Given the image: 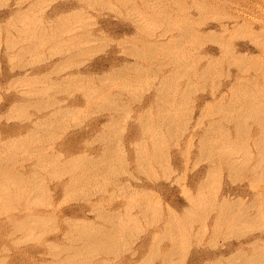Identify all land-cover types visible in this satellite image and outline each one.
Returning <instances> with one entry per match:
<instances>
[{
	"label": "rangeland",
	"instance_id": "obj_1",
	"mask_svg": "<svg viewBox=\"0 0 264 264\" xmlns=\"http://www.w3.org/2000/svg\"><path fill=\"white\" fill-rule=\"evenodd\" d=\"M263 48L264 0H0V264H264L261 130L229 110Z\"/></svg>",
	"mask_w": 264,
	"mask_h": 264
},
{
	"label": "bare ground",
	"instance_id": "obj_2",
	"mask_svg": "<svg viewBox=\"0 0 264 264\" xmlns=\"http://www.w3.org/2000/svg\"><path fill=\"white\" fill-rule=\"evenodd\" d=\"M186 24V23H185ZM170 28V27H169ZM175 30V29H174ZM180 31H182V30H180ZM189 31V30H188ZM184 32V31H183ZM168 33V32H167ZM187 34V33H186ZM195 34V33H194ZM197 34V33H196ZM189 35V34H188ZM149 36V35H148ZM181 36V35H180ZM183 36V35H182ZM184 36H186V35H184ZM183 36V37H184ZM190 36V35H189ZM202 36V35H201ZM199 37V36H198ZM182 38V37H181ZM190 38V37H189ZM192 38H194L193 36H192ZM177 39V38H176ZM183 39V38H182ZM182 39H180V41L182 40ZM197 40V39H196ZM174 41H176L175 39H174ZM173 41V42H174ZM179 41V40H178ZM184 41V40H183ZM182 41V42H183ZM71 42V41H70ZM197 42V41H196ZM199 42V41H198ZM162 44V43H161ZM71 45H73L72 43H71ZM31 46V45H30ZM32 46H34V45H32ZM31 46V47H32ZM166 46V45H165ZM170 47V46H169ZM23 48H25V47H23ZM27 46H26V50H27ZM33 48V47H32ZM167 48V50L169 51V49H168V47H166ZM31 49V48H30ZM30 49H28V50H30ZM34 49V48H33ZM32 49V50H33ZM172 49V48H171ZM170 49V50H171ZM264 49V48H263ZM24 49H22V51H23ZM32 50H30V51H32ZM146 50V49H145ZM162 50V49H161ZM163 50H165V49H163ZM25 51V50H24ZM29 51V52H30ZM146 52H148V50L146 51ZM152 52H153V50H152ZM157 51H155L154 50V52L153 53H151L152 55L154 54V53H156ZM170 52V51H169ZM23 53V52H22ZM26 53V52H25ZM143 53H145V52H143ZM142 53V54H143ZM168 53V52H167ZM24 54V53H23ZM74 54V53H73ZM148 54V53H147ZM147 54H145V55H147ZM151 54H149V55H151ZM72 55V54H71ZM140 55V54H139ZM155 55V54H154ZM165 55V54H164ZM170 55V54H169ZM168 55V56H169ZM73 56V55H72ZM71 56V58H73ZM143 57V56H142ZM69 58V57H68ZM67 58V59H68ZM75 58V57H74ZM166 58V57H165ZM66 59V60H67ZM70 59V58H69ZM68 59V60H69ZM175 58H173L172 57V60L170 59V61H172V62H174L173 60H174ZM245 59V58H244ZM244 59L243 58H240V57H237L236 58V61L238 62V65L241 67V66H243L244 65ZM65 60V59H64ZM63 60V61H64ZM157 60V59H156ZM159 61V60H158ZM169 61V60H168ZM176 61V60H175ZM179 61V60H178ZM184 61V60H183ZM185 61H187V60H185ZM172 62H167V63H172ZM246 62H247V60H246ZM245 62V63H246ZM252 62V61H251ZM250 62V63H251ZM166 63V65H168ZM177 63V62H176ZM188 63V62H187ZM253 63V62H252ZM174 64V63H173ZM193 64V63H192ZM254 64H255V62H254ZM158 65V64H157ZM165 65V64H164ZM172 65V64H171ZM184 65V64H183ZM183 65H181L182 67H183ZM191 65V64H190ZM262 65H264V64H262ZM161 66V65H160ZM177 66H179V65H176V67ZM214 66V65H213ZM248 66V65H247ZM246 66V67H247ZM162 67V66H161ZM251 67V66H250ZM259 67V66H258ZM128 68H129V66H128ZM186 68H187V66H186ZM188 68H190V67H188ZM187 68V69H188ZM211 68V67H210ZM212 68H214V67H212ZM242 68H245V67H242ZM123 69V68H122ZM127 69V68H126ZM158 69H160V68H158ZM179 69H180V67H179ZM183 69V68H182ZM185 69V68H184ZM245 69H247V68H245ZM257 69V68H256ZM124 70V69H123ZM128 70V69H127ZM131 70V69H130ZM135 70V69H134ZM194 70V69H193ZM53 71V70H52ZM55 71V70H54ZM159 71V70H158ZM179 71H181V69L179 70ZM190 71V70H189ZM207 71V70H206ZM182 72H185V70H182ZM51 73V72H50ZM49 73V71H48V73H46V74H50ZM54 73V72H53ZM52 73V74H53ZM55 73H57V72H55ZM153 73V72H152ZM178 72H176V74H177ZM181 73V72H180ZM194 73H195V71H194ZM201 73V72H200ZM199 73V74H200ZM204 73V72H203ZM45 74V75H46ZM122 74V73H121ZM127 74V73H126ZM133 73H131V76H134V75H132ZM135 74V73H134ZM186 74V73H185ZM192 74H193V71H192ZM209 74V73H208ZM129 76H130V74H128ZM139 75V74H138ZM171 75V74H170ZM180 75H182V74H180ZM48 76V75H47ZM46 76V77H47ZM126 76V75H125ZM129 76H127V77H129ZM172 76H175V75H172ZM183 76V75H182ZM184 76H186V75H184ZM193 76V78H194V74L192 75ZM204 76H206V75H203V77ZM262 76H264V74H262ZM135 77V76H134ZM130 78V77H129ZM137 77H135V80H137L136 79ZM197 78V77H196ZM264 78V77H263ZM262 78V79H263ZM49 79V78H48ZM70 79V78H69ZM132 79H134V78H132ZM165 79V78H164ZM172 79V78H171ZM177 78H173L172 79V81H174V80H176ZM198 79H200L199 77H198ZM261 79V83L263 82V80ZM41 80V79H40ZM134 80V81H135ZM202 80V79H201ZM205 80V79H204ZM252 80H257V78L256 79H252ZM133 81V82H134ZM166 83L169 81H167V77H166ZM238 81V84H237V82L235 83V85H232L231 86V91H233V90H235V91H237L236 93H238V92H240V97H236V100H234L233 101V103H231L229 106V110L231 111H233V113H234V120H233V123H235L236 125H239V127H240V133H241V136L243 137H246V138H249V136H248V133H249V121L250 122H253V124H255L256 126H258L259 128H260V130H261V135L260 136H258V137H256V138H252V141L255 143V144H258L259 145V147L261 148V153L263 154L264 153V99L262 98L263 96H264V94H263V96L261 97L262 98V100H263V102L261 101V100H258L257 98H255V96H252V94H253V90L255 89V86H256V82L255 81H253V84H255V85H253L254 87H252V84H249V79L247 80V79H244V78H240V79H238L237 80ZM56 82V81H55ZM69 80H67V79H64L63 80V78H62V80L61 81H59V82H57V84H59V87H60V85H64V86H66V87H68L70 84H69ZM76 82H78L77 80H76ZM205 82V81H204ZM37 83H38V81H37ZM42 83H43V81H42ZM74 83V82H73ZM127 83V82H126ZM126 83L124 84V85H126ZM130 83V82H129ZM129 83H127L128 85L127 86H129L130 84ZM165 83V82H164ZM75 84V83H74ZM120 84V83H119ZM162 84V83H161ZM72 85V84H71ZM77 85V84H76ZM63 86V87H64ZM161 86H163V84L161 85ZM165 86H166V84H165ZM164 86V87H165ZM172 86V85H171ZM58 87V86H57ZM74 87V86H73ZM108 87V86H107ZM121 87V86H120ZM169 87H170V85H169ZM234 87V88H233ZM257 87H259V86H257ZM69 88H70V86H69ZM163 88V87H162ZM165 88H167V87H165ZM173 88V87H172ZM171 88V89H172ZM254 88V89H253ZM111 89V88H110ZM123 89V88H122ZM126 89V88H125ZM160 90H161V88H159ZM257 89V88H256ZM260 89V87L257 89L258 90V92L260 91L259 90ZM262 89V88H261ZM109 90V89H108ZM167 91H168V88L166 89ZM170 90V89H169ZM264 90V89H263ZM100 91H102V89L100 90ZM99 91V92H100ZM106 91V90H105ZM172 91V90H171ZM107 92H110V91H107ZM160 92V91H159ZM166 91L164 90V92L163 93H165ZM173 92V91H172ZM162 93V94H163ZM261 93H264V92H262L261 91ZM94 94H95V92H94ZM100 94H101V92H100ZM103 94H105V93H103ZM107 95H109L108 93H107ZM89 96H91V94L89 95ZM100 96V95H99ZM105 96V95H104ZM119 97H120V95H118ZM165 96V95H164ZM163 96V97H164ZM171 96H172V93H171ZM170 96V97H171ZM98 97V96H97ZM108 97V96H107ZM112 96H110L109 98H111ZM117 97V96H116ZM172 98V97H171ZM260 98V99H261ZM108 99V98H107ZM118 99V98H117ZM170 99V98H169ZM257 99V100H256ZM92 100H96L97 101V99H92ZM120 100H121V98H120ZM161 100V99H160ZM31 102H32V100H30ZM108 101H109V99H108ZM112 101V100H111ZM170 101H171V99H170ZM169 101V102H170ZM29 102V101H28ZM36 102V101H35ZM90 102H92L91 100H90ZM104 102V101H103ZM106 102V101H105ZM116 102V101H115ZM115 102H113L112 101V104H114ZM163 102V101H162ZM167 102V101H166ZM30 104V103H29ZM32 104V103H31ZM104 104V103H103ZM109 104V103H108ZM33 105V104H32ZM227 105V104H226ZM108 106H110V104L108 105ZM42 107V106H41ZM44 107V106H43ZM100 107V106H99ZM111 107V106H110ZM110 107L109 108H107L106 106L104 107V109H110ZM118 107V106H117ZM221 107V106H220ZM219 107V108H220ZM228 107V106H227ZM101 108H102V106H101ZM112 108V107H111ZM223 108V107H222ZM225 108H226V106H225ZM115 109V108H114ZM111 110V109H110ZM116 110V109H115ZM59 111V110H58ZM112 111V110H111ZM160 111H162V110H160ZM159 111V112H160ZM225 111V110H224ZM163 112V111H162ZM63 113H64V111H63ZM60 114H62V112H60ZM59 114V115H60ZM65 114H67V112L65 113ZM160 114V113H159ZM163 114V113H162ZM161 114V115H162ZM58 115V114H57ZM171 115V114H170ZM148 116V115H147ZM165 116H168V113H167V115H165ZM141 117V116H140ZM146 117V116H145ZM142 118V117H141ZM165 118V117H164ZM163 118V119H164ZM143 119V118H142ZM148 119L150 120V118L148 117ZM148 119H147V117L146 118H144L143 120H142V122L144 121V123L146 122V123H148ZM162 119V120H163ZM147 120V121H146ZM151 122V121H150ZM164 122V121H163ZM143 123V124H144ZM146 123H145V127H147L146 126ZM148 125V124H147ZM148 128V127H147ZM146 128V129H147ZM36 133V132H35ZM149 133V131L147 132V134ZM37 136H38V133L36 134ZM42 135V134H41ZM149 135H151V134H149ZM36 136V137H37ZM152 136V135H151ZM35 137V138H36ZM39 137V136H38ZM42 138V137H41ZM44 138V137H43ZM106 138V137H105ZM37 140V139H36ZM41 140H44V139H41ZM34 141V140H33ZM38 142H40V141H38ZM41 142H44V141H41ZM33 143V142H32ZM35 144V143H34ZM40 144V143H39ZM38 145V144H37ZM206 145V144H205ZM37 149H41V147L40 148H37ZM42 150V149H41ZM111 152V151H110ZM109 153V152H108ZM11 155H13V156H15L13 153H10ZM111 154V153H110ZM206 154V153H205ZM210 154V153H209ZM213 153H211V155H212ZM217 154V153H216ZM20 155V154H19ZM109 155V154H108ZM210 155V156H211ZM219 155V154H218ZM221 155V154H220ZM219 155V156H220ZM13 156H11V157H9L10 158V160L9 161H13V159H12V157ZM16 156H18V155H16ZM16 156L15 157H13L15 160H16ZM40 157H41V155H39ZM47 156V155H46ZM110 156V155H109ZM213 156V155H212ZM223 156V155H222ZM225 156V155H224ZM19 157V156H18ZM44 157H45V155H44ZM221 157V156H220ZM219 157V158H220ZM227 157V156H226ZM225 157V158H226ZM41 158H43V157H41ZM40 158V159H41ZM106 158H108L107 156H106ZM213 158V157H212ZM222 158V157H221ZM229 158V157H228ZM24 159V158H23ZM44 159V158H43ZM45 159H46V157H45ZM209 159V158H208ZM210 159H211V157H210ZM209 159V160H210ZM22 160V159H21ZM26 160V159H25ZM226 161L227 159H223V161ZM11 161V162H12ZM73 161V160H72ZM75 161V160H74ZM73 161V162H74ZM92 161V160H91ZM10 162V163H11ZM44 162V161H43ZM73 162H70V163H73ZM75 162H77V161H75ZM94 162V161H93ZM234 162V168H237V169H239L240 167H241V165L240 164H238L239 162H237V164H236V160L235 161H233ZM13 163H14V161H13ZM9 164V163H8ZM12 164V163H11ZM57 164V163H56ZM66 164H68V163H66ZM76 164V163H75ZM74 164V165H75ZM94 163H92V165H93ZM140 164V163H139ZM228 164V163H227ZM230 167H232L231 165H233L232 164V162L230 161ZM55 165V164H54ZM69 165V164H68ZM89 165V164H88ZM87 165V166H88ZM92 165H91V167H92ZM239 165H240V167H239ZM56 166V165H55ZM140 167H142L141 165H139ZM239 168H238V167ZM51 168H53L54 166L51 164V166H50ZM63 167H64V165H63ZM75 167V166H74ZM232 167V168H233ZM243 167H245V166H242V168ZM67 168H69V166L67 167ZM71 168H72V166H71ZM75 168H77V167H75ZM74 168V169H75ZM86 168H88V167H86ZM85 168V169H86ZM233 168V169H234ZM55 169V168H54ZM142 169V168H141ZM241 169V168H240ZM254 169V168H253ZM253 169H248V172H249V174L250 175H253L254 174V170ZM70 170V169H69ZM232 170V169H231ZM243 170H244V168H243ZM246 170V169H245ZM9 171V170H8ZM234 171V170H233ZM85 172V171H84ZM236 172V171H235ZM241 172V171H240ZM87 173V172H86ZM236 174V173H235ZM15 175V174H14ZM1 176V175H0ZM17 176V175H16ZM2 178H0V180L1 179H4L3 181H9V180H14V177L12 176V175H8L7 174V176H1ZM13 177V178H12ZM84 178V177H83ZM86 178V177H85ZM29 179V178H28ZM257 179V178H256ZM16 180V179H15ZM15 180H14V182H15ZM17 180H19V179H17ZM16 180V181H17ZM4 183V182H3ZM11 183V182H10ZM30 183V182H29ZM2 190H4V189H2ZM13 192V191H12ZM3 194L1 195L2 197L1 198H3L4 200H5V202H10V201H15L16 200V203H17V201H19L20 200V198H19V196H15V197H12V195L14 196L15 194H18L17 192H15V193H9V192H7V190H4L3 192H2ZM26 193V192H25ZM20 194H21V191H20ZM225 201V200H224ZM224 201H222V202H224ZM227 201V200H226ZM211 203V202H210ZM219 203H221V202H219ZM218 203V204H219ZM227 203V202H226ZM232 203V202H231ZM231 203H228L227 205L225 204V203H223V204H225L227 207L228 206H230L229 208V210H231V212L233 211L232 209H234V205L236 204H238L237 202L236 203H234L233 202V204L234 205H232ZM240 203H241V201H240ZM217 204V205H218ZM222 204V206L221 207H223L224 205ZM230 204V205H229ZM204 206H205V204H203ZM212 205H214V203L212 204ZM241 204H239V206H240ZM253 205H256V204H253ZM233 208H232V207ZM209 207H210V204H209ZM219 209L218 210H220L221 211V208H220V204L217 206ZM217 207H216V209H217ZM241 207V206H240ZM201 208H203V206H201ZM205 208V207H204ZM213 208H214V206H213ZM223 208H225V206L223 207ZM232 208V209H231ZM252 208V207H251ZM225 209H227V208H225ZM224 209V210H225ZM199 210H201L200 208H199ZM198 210V211H199ZM203 210V209H202ZM223 210V211H224ZM247 210V209H246ZM222 212V211H221ZM247 212V211H246ZM201 213H202V211H201ZM220 213V212H219ZM225 212H223V214H224ZM229 213V217H230V211L228 212ZM233 213V212H232ZM241 213V212H240ZM244 214V213H243ZM202 215H203V213H202ZM222 214L220 213V216H221ZM237 215V214H236ZM242 215V214H241ZM240 214H239V216H241ZM199 216V215H198ZM197 216V217H198ZM224 216V217H223ZM223 216H221L222 217V219L223 218H225V215H223ZM226 216H228V214H226ZM232 216V215H231ZM245 216V218L247 217V215H244ZM114 217V216H113ZM112 217V218H113ZM217 217H218V215H217ZM236 217H238V216H236ZM115 218V217H114ZM114 218H113V220H114ZM200 218V217H199ZM207 218V217H206ZM235 218V217H234ZM253 218V217H252ZM255 218V217H254ZM217 219V218H216ZM233 219V218H232ZM242 219V218H241ZM244 219V218H243ZM224 220V219H223ZM252 220H254L255 221V219H252ZM251 219L250 220H248V222L249 221H252ZM110 221V220H109ZM216 221V220H215ZM226 221V220H225ZM241 220H239V221H237V222H240ZM243 221V220H242ZM245 221V220H244ZM25 222H27V221H25ZM43 221L42 220H39V221H37L36 222V225H39V224H42L43 225V223H42ZM220 222V221H219ZM246 222V221H245ZM117 223V222H116ZM216 223H218V222H216ZM221 223V222H220ZM219 223V224H220ZM21 224V223H20ZM121 224V223H120ZM236 224V223H235ZM239 224V223H238ZM32 224L30 223V222H28V223H24V226H30V228L32 229V226H31ZM35 225V226H36ZM119 225V224H118ZM177 225V224H176ZM222 225V224H221ZM15 226V225H14ZM34 226V225H33ZM236 226V225H235ZM15 227H18V229H19V227H23V224L22 225H16ZM38 227H40V226H38ZM24 228V227H23ZM35 228V227H34ZM87 228V227H86ZM177 228V227H176ZM116 229V228H115ZM114 229V230H115ZM22 230V229H21ZM105 230V229H104ZM116 230H118V229H116ZM88 231V230H87ZM92 231V230H91ZM110 231H112V230H110ZM109 231V232H110ZM101 232V231H100ZM112 233H113V231H112ZM178 233V232H177ZM97 234V233H96ZM105 234V233H104ZM104 234H102V235H104ZM108 234V233H107ZM98 235V234H97ZM100 235V234H99ZM116 235V234H115ZM166 235H168V233L166 234ZM111 236V235H110ZM174 236V235H173ZM164 237V236H163ZM172 237V236H171ZM111 238V237H110ZM101 239V238H100ZM100 239H96V240H93V242L95 241V243L97 244L99 241H100ZM161 239V238H160ZM165 239V238H164ZM104 240V239H103ZM102 239H101V241H103ZM111 240V239H110ZM104 242V241H103ZM161 242V241H160ZM176 242V241H175ZM102 243V242H101ZM107 243V242H106ZM99 244V243H98ZM117 245V244H116ZM110 246V245H109ZM175 246V245H174ZM173 246V247H174ZM99 247V246H98ZM251 247V246H250ZM254 247H256V249L258 248V245L257 246H254ZM85 248H87V246L85 247ZM253 248V247H252ZM158 249V248H157ZM172 249H174V248H172ZM171 249V250H172ZM176 249V248H175ZM174 249V250H175ZM107 250V249H106ZM178 251V250H177ZM133 252V251H132ZM135 252V251H134ZM133 252V253H134ZM156 252V251H155ZM179 252V251H178ZM169 253V252H168ZM171 253H173V252H171ZM154 254V253H153ZM155 254H157V253H155ZM170 254V253H169ZM134 256H136L137 255V251L133 254ZM168 255V254H167ZM167 255H165L166 257L165 258H167ZM157 256V255H156ZM171 258V257H170ZM243 258H244V256H243ZM168 259H169V256H168ZM259 259V258H258ZM262 259V258H261ZM166 259H164V261H165ZM171 260V259H170ZM245 260V259H244ZM250 261L252 260V258L251 259H249ZM248 260V261H249ZM263 260V259H262ZM169 261V260H168ZM252 262V261H251ZM254 262H257V261H254ZM235 263V262H234ZM165 264H166V262H165ZM253 264V263H252ZM257 264V263H256ZM259 264V263H258Z\"/></svg>",
	"mask_w": 264,
	"mask_h": 264
}]
</instances>
